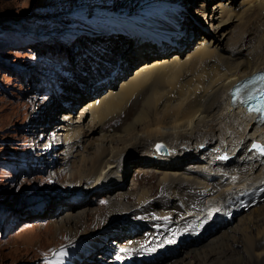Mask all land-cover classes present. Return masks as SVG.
I'll use <instances>...</instances> for the list:
<instances>
[{
    "label": "bare ground",
    "instance_id": "1",
    "mask_svg": "<svg viewBox=\"0 0 264 264\" xmlns=\"http://www.w3.org/2000/svg\"><path fill=\"white\" fill-rule=\"evenodd\" d=\"M210 1L197 3L196 10L202 19H196L202 25L203 20H210L214 33L203 31L197 21H191L187 15L184 17L179 11L182 4L163 7L162 14L153 22L124 19L115 23L119 29L127 30L130 46L123 55L117 52L118 60L112 62L100 61V56H96L99 60L94 62L95 81L86 88L90 98L80 106L78 114H71L73 109L65 111L64 116L58 118L60 123L52 124L53 119L45 127L38 126L27 138L28 143L32 139L34 148L40 149L39 163L44 170L55 169V177L61 179L65 168L61 166L71 164L69 187L74 192L82 186L96 192L114 173V167L138 162L142 166L137 171L147 178L154 180L161 176L158 183L153 184L154 190L179 197L185 207H199L195 215L200 222L212 217L219 208L226 211L227 206L240 200L241 190L245 191L243 198H246L262 189L264 158L248 147L253 139L264 141V124L232 106L231 90L238 80L264 69V0H216L209 9ZM170 17L184 18L179 24L185 30V39L182 36L176 45L160 48L140 38L139 24L149 28L161 26ZM186 19L189 21L185 22ZM201 30L202 34L196 39ZM154 48L160 51L153 53ZM109 75L113 77L107 82H98ZM51 105L48 99L39 113L38 108L33 107L36 116L31 120L39 121ZM158 141L168 145L167 154L157 152ZM54 143L65 144V159L49 157ZM223 153L227 159L232 153L236 156L226 160L221 157ZM133 158L139 159L134 161ZM193 158L204 164L192 165L193 169L196 166L200 169L194 172L185 170L188 167L185 168L183 162ZM145 164L150 165L145 168ZM214 174L216 179L210 180ZM112 186H108L109 190H113ZM192 186L196 189L187 190ZM152 193L144 187L137 192L118 191L116 197L108 193L105 207L78 208L64 213L57 222L47 223L38 231L41 239L37 242L39 247L36 243L33 248L34 254L44 253L41 247L47 245L43 242L48 236L55 237L57 245V236L61 233L79 241L94 233L105 237L131 230L130 226L135 227L133 223L117 229L112 225L117 220L131 218L133 213L152 209ZM132 196L136 197L133 203ZM252 200L253 203L247 199L250 215H240L234 224L216 219L215 230L210 229L199 242L192 239L194 246L186 250L183 259L163 264H264V193ZM165 213L169 220L160 217L166 221L164 229L171 226L167 221L179 225L187 222L182 217L178 221L174 219L172 210L159 214ZM141 219L139 223L143 222ZM191 224L189 229H192ZM135 240H113L112 243L129 249L136 244L146 245L155 238L138 239L137 243ZM115 246L111 248L117 249ZM97 257L103 255L100 253ZM104 260L108 261L105 256Z\"/></svg>",
    "mask_w": 264,
    "mask_h": 264
},
{
    "label": "rangeland",
    "instance_id": "2",
    "mask_svg": "<svg viewBox=\"0 0 264 264\" xmlns=\"http://www.w3.org/2000/svg\"><path fill=\"white\" fill-rule=\"evenodd\" d=\"M215 1H210L209 9L213 8ZM198 2L200 0H0V264H163L168 260L183 259L186 250L194 246L192 239H199V242L210 229L215 230L216 219L234 224L240 215H250L247 199L251 201L264 193V186L246 198H243L245 191L241 190L240 200L228 204L226 211L219 208L212 217H206L207 222H200L195 215L199 207H185L179 197L154 190L152 186L161 176L154 180L147 178L137 171L142 166L138 162L114 167V173L96 192L83 186L74 192L69 187L71 164L61 166L65 167L61 179L55 177V169L44 170L43 164L39 163L40 149L34 148L33 140L27 142L38 126L45 127L53 119L52 124L60 123L58 118L63 117L65 111L73 109L71 114H78L80 106L90 98L86 88L95 81L94 62L99 60L96 56H100V61L112 62L118 60L117 52L123 55L130 46L128 34L116 27V22L121 18L153 22L162 14L163 7L180 4V13L196 22V18L202 17L196 10ZM119 8L129 13L125 16L118 14ZM203 23V31L214 33L210 20H203ZM196 24L199 27L198 22ZM201 34L202 30L197 32L196 39ZM112 77L106 76L98 82L105 83ZM48 99L52 105L46 109L44 117L39 121L31 120L36 116L33 107H37L39 113ZM65 149L64 143L55 144L49 157L63 160ZM202 163L193 158L192 161L185 160L183 165L188 167L185 170L193 171L199 168L193 169L192 165ZM111 185H114L113 190H109ZM143 187L155 193L150 196L154 200L152 209L133 213L131 218L117 220L112 225L117 229L135 224V227H129L131 230L105 237L94 233L79 241L61 233L57 236V245L54 244L57 239L48 236L49 241L43 242L47 243L46 248L41 247L44 253L34 254L33 248L41 239L38 231L47 223L57 222L70 210L105 207L108 193L116 197L118 191L132 189L137 192ZM188 189L192 191L196 187ZM130 200L133 203L136 197L132 196ZM169 210L174 211V219L178 221L182 217L187 222L179 225L167 221L171 226L164 229L166 221L162 218L169 220L168 213L166 216L159 213ZM139 219L143 222L139 223ZM190 221L197 222L191 224ZM159 233H162L161 237ZM154 238L153 242L136 244L135 248L129 249L112 243L113 240L134 239L137 243L138 239ZM61 250L66 254L58 255ZM100 253L102 258L97 257Z\"/></svg>",
    "mask_w": 264,
    "mask_h": 264
},
{
    "label": "snow or ice",
    "instance_id": "3",
    "mask_svg": "<svg viewBox=\"0 0 264 264\" xmlns=\"http://www.w3.org/2000/svg\"><path fill=\"white\" fill-rule=\"evenodd\" d=\"M240 89L237 88V92H239ZM256 97H253V96H249L247 99L243 100L242 102L243 103H248L249 100H255ZM249 111H254V112H257L259 114V118L264 121V96H262L259 100V102L254 106V107H251L249 108ZM161 147L160 145H157V148ZM252 147L254 149H257L259 151V153L261 155H264V145H260V144H253ZM224 159H227V157H223ZM66 253L61 250L58 255L60 256H63L65 255Z\"/></svg>",
    "mask_w": 264,
    "mask_h": 264
},
{
    "label": "water",
    "instance_id": "4",
    "mask_svg": "<svg viewBox=\"0 0 264 264\" xmlns=\"http://www.w3.org/2000/svg\"><path fill=\"white\" fill-rule=\"evenodd\" d=\"M119 10H125V9H122V8H119ZM157 145H160L161 147L157 148ZM155 148L157 150L158 153H162V154H167L169 152V148H168V145L163 142V141H158L155 145ZM225 157V156H224Z\"/></svg>",
    "mask_w": 264,
    "mask_h": 264
}]
</instances>
